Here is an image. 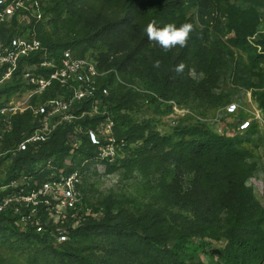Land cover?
<instances>
[{"label":"rangeland","instance_id":"1","mask_svg":"<svg viewBox=\"0 0 264 264\" xmlns=\"http://www.w3.org/2000/svg\"><path fill=\"white\" fill-rule=\"evenodd\" d=\"M61 1L44 0L48 9ZM65 1L68 5H64L61 19L45 24L41 32L42 38L57 43V51L69 48L77 56L96 53L101 72L99 82L108 85V100L114 105L123 96L132 94V107L126 113L134 120H149L162 134H171L179 124H202L215 133L233 138L247 151L241 164L243 169L251 171L246 185L252 188L264 211V0H220L224 13L218 29L223 30V34L209 31L196 35V40L204 46L209 45L210 40L220 39L217 43L219 64H216L215 70H197L192 67V61L187 60L177 63L185 65L180 75L188 77L197 90L203 89L202 93L180 100L167 99L160 102L151 100L154 93L145 80V75H149L156 83L168 69L165 61L160 63L159 68L154 67L155 60L151 52L153 47H159L154 42L146 38L136 57L128 65H123L117 74H112L127 50L134 47L138 38L143 36V20H137L135 13L129 14L125 11L126 0ZM179 8L177 15L185 12L198 30L203 28L197 8L192 6V0H180ZM138 9L140 12L144 11L141 7ZM251 11L257 13V20L252 18ZM122 18L125 20L121 26L100 40L89 39L86 34L98 23ZM163 25L158 23V27ZM254 25L255 31L250 33ZM237 33L239 39L235 44L231 39ZM178 49L176 47L172 50L177 53ZM227 49L231 52H226ZM147 64L150 69L145 72ZM30 91V87L23 84H6L0 87V106H23L27 102L38 104L41 99L31 95ZM230 103L237 106L234 112L227 109ZM107 111L113 115L115 125L118 126L121 122L118 112H113L110 108ZM121 113H125V110ZM7 116L10 117L12 125L11 128L6 125L0 127V181L7 182L15 171L34 174L38 182H42L53 175L59 177L72 169H79L83 197L87 205L96 210L97 217H103L109 207L114 211H144L156 207L153 202L164 192L160 187L161 183L171 181L172 174L167 169H157L148 176L137 172L127 176L123 168L112 172L107 170L109 165H119L130 151L125 144L120 143L116 161L110 163L97 159L99 149L89 136L92 124L88 122L84 126L80 118L61 127L67 131L65 136L54 133L50 139L33 148L38 150L45 144L54 147L63 145L66 147L64 151L48 159L36 161L31 166H15L19 154L14 152V147L22 136L31 132L32 118L29 112H18L14 115L8 113ZM89 117L94 122L102 119V115ZM17 127L19 131L16 130ZM4 129L7 130L2 132ZM38 169L43 170L42 174H36ZM179 179L178 189L182 193L191 189L192 174L182 173ZM230 206V197L227 196L225 203H220L215 210L221 228L230 217ZM6 217L5 214L0 215V264H56L54 251L64 252V244L54 242L47 235L42 238L25 236L11 227L5 221ZM217 234L216 238H191L186 245V251L202 264H223L220 254L213 250L222 252L231 241L222 230ZM257 237L260 255L255 264H264V217L258 226ZM69 242L88 255L93 264H124L122 257L103 249L105 244L98 235L74 234L70 236Z\"/></svg>","mask_w":264,"mask_h":264},{"label":"trees","instance_id":"2","mask_svg":"<svg viewBox=\"0 0 264 264\" xmlns=\"http://www.w3.org/2000/svg\"><path fill=\"white\" fill-rule=\"evenodd\" d=\"M64 5H68L65 0L54 5L52 9H48L46 5L48 20L45 24L61 19ZM179 5L180 0H126L125 3L127 13H135L137 20H143L141 22L143 36L138 38L134 47L127 50L125 57L118 62L112 74H117L123 65H128V62L141 51L147 38L145 28L148 23L155 21L157 27L159 22L162 24L174 22L177 26L191 23L194 28L187 46L179 47L177 53L173 50L164 53L160 47L152 48L153 59L165 61L168 68L156 83L149 75H145V80L154 93V96H151L153 102L180 100L202 93L203 89L197 90L196 85L188 77L176 73L174 69L180 60L192 61V67L206 72L215 70L216 64H219L217 43L220 39L210 40L209 45L204 46L200 45L198 39L196 40V35L209 31L223 34V30L218 29L224 13L220 0H192V6L197 8L203 25L201 30L196 28L194 21L187 18L185 12L177 15L180 11ZM138 7L144 11L140 12ZM250 15L257 20L255 11H251ZM124 20L125 18L103 21L86 34L89 39L100 40L114 33ZM45 24L38 28V37L55 55H58L64 49L57 51V43L47 41L41 36ZM254 31L255 25L250 33ZM238 34L231 39L235 44L239 39ZM226 52L231 51L227 49ZM147 61L149 63V60ZM149 69L150 65L147 64L145 72ZM131 98L132 94L125 95L114 105L107 99L108 108L118 112L120 116L121 122L114 128L115 136L118 142L123 140L125 147L130 151L119 165H109L107 170L112 172L117 168H123L127 176L136 172L148 176L157 169L163 171L167 169L172 174L171 181L161 183L160 187L164 192L153 202L156 207L144 211L127 209L114 211L109 207L103 217L86 218L70 236L74 234L100 236L105 244L103 249L122 257L124 264H202L186 251L188 241L193 237L216 238L217 233L222 230L231 241L229 246L219 253L223 264H255L260 255L257 232L264 211L252 188L246 185L251 171L243 169L241 164L246 158L247 151L233 138L215 133L202 124H179L171 134H162L151 121H136L126 113L132 107ZM124 110L125 113H121ZM89 119L87 115L79 120L84 126L91 122L93 128L96 122ZM16 130L19 131V127ZM54 133H62L65 136L67 131L59 127ZM65 149L63 145L54 147L47 144L34 151L33 148H29L18 153L15 166H31L36 161L53 157ZM182 173L193 176L190 182L191 189L185 193L178 189ZM227 196L230 197L231 213L226 225L221 228L215 210L220 203H225ZM22 234L37 238L46 236L34 232ZM60 244H64L62 248L65 251H54L56 264H93L90 257L72 245L69 240Z\"/></svg>","mask_w":264,"mask_h":264},{"label":"built area","instance_id":"3","mask_svg":"<svg viewBox=\"0 0 264 264\" xmlns=\"http://www.w3.org/2000/svg\"><path fill=\"white\" fill-rule=\"evenodd\" d=\"M47 20L44 0H0V87L23 84L41 99L36 105L0 106V127L11 128L8 113L29 112L33 126L14 147L19 153L37 148L74 119L102 115L89 136L99 149L97 159L112 163L119 157L120 143H125L118 142L114 117L107 111L109 87L99 82V57L77 56L69 48L55 55L37 34ZM236 108L230 103L227 109ZM42 172L38 169L36 174ZM81 184L79 169L42 182L34 174L15 171L7 182L0 181V215H7L5 221L22 233L66 242L86 218L97 217L84 200Z\"/></svg>","mask_w":264,"mask_h":264},{"label":"clouds","instance_id":"4","mask_svg":"<svg viewBox=\"0 0 264 264\" xmlns=\"http://www.w3.org/2000/svg\"><path fill=\"white\" fill-rule=\"evenodd\" d=\"M194 28L191 23H182L177 26L174 22L164 24L162 27H157L156 22L152 21L147 24L145 28L147 39L163 50L164 53L170 52L176 47H186L190 39V35ZM160 61L154 62V67H160ZM185 65L183 63L175 67L177 74L184 71Z\"/></svg>","mask_w":264,"mask_h":264},{"label":"water","instance_id":"5","mask_svg":"<svg viewBox=\"0 0 264 264\" xmlns=\"http://www.w3.org/2000/svg\"><path fill=\"white\" fill-rule=\"evenodd\" d=\"M213 252H214V253H217V254H219V253H220V251H219V250H217V249L213 250Z\"/></svg>","mask_w":264,"mask_h":264}]
</instances>
